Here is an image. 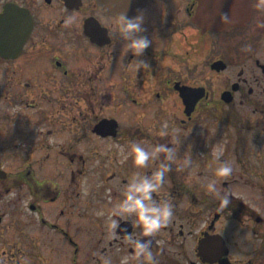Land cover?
<instances>
[{
  "label": "flooded vegetation",
  "instance_id": "obj_1",
  "mask_svg": "<svg viewBox=\"0 0 264 264\" xmlns=\"http://www.w3.org/2000/svg\"><path fill=\"white\" fill-rule=\"evenodd\" d=\"M200 4L0 0V237L23 246L30 264H102L104 255L120 264L125 254L136 264L128 233L153 241L157 264H207L198 248L216 235L243 264L235 239L247 229L264 237V0H204V29L194 22ZM138 9L153 41L140 57L147 70H136L118 29L120 14ZM132 139L178 150L154 194L174 215L152 237L135 216H113L137 170L116 145ZM218 142L233 166L217 178L227 208L206 188Z\"/></svg>",
  "mask_w": 264,
  "mask_h": 264
},
{
  "label": "clouds",
  "instance_id": "obj_2",
  "mask_svg": "<svg viewBox=\"0 0 264 264\" xmlns=\"http://www.w3.org/2000/svg\"><path fill=\"white\" fill-rule=\"evenodd\" d=\"M131 0H129V3ZM146 14L144 9H138L135 15L129 16L127 11L119 16L118 29L122 39L126 41V46L135 55L137 69H150L151 65L146 59H141L145 49L152 44V39L145 34ZM162 135L168 134V126L165 123ZM122 158L127 160L132 157L137 166L125 186L123 198L115 206L113 216L128 218L135 216L136 224L141 227L144 237H152L169 224L174 215V205L169 198H158V193L165 183L167 172L171 169L172 161L177 160L178 150L169 143L148 144L132 139L125 144H117ZM211 152L215 157L217 167L215 176L207 178L206 188L210 193H215L221 200L224 208H227L231 198L226 193H221L218 186V177H227L233 171L232 164L222 159L225 152L223 143H215L211 146ZM161 154H164L161 158ZM161 159L158 168L149 172L142 171L151 162ZM192 163L191 154L185 158L182 166ZM103 215V211L98 212ZM110 224L113 230L119 225V220L110 217ZM128 241L132 244L136 259V264H157L156 256L152 249L151 239L137 238L133 233H128ZM163 245L164 241H158ZM132 257L128 254L122 255L120 264H129ZM102 264H113V258L108 255L102 257Z\"/></svg>",
  "mask_w": 264,
  "mask_h": 264
},
{
  "label": "rangeland",
  "instance_id": "obj_3",
  "mask_svg": "<svg viewBox=\"0 0 264 264\" xmlns=\"http://www.w3.org/2000/svg\"><path fill=\"white\" fill-rule=\"evenodd\" d=\"M207 125L208 130L213 131L214 126ZM212 133V132H211ZM210 133V135H211ZM256 183L261 184L262 179H257ZM244 198V197H243ZM255 198V197H254ZM253 198H250V200ZM247 201V199H244ZM254 204V203H253ZM258 208L261 206L259 203H257ZM222 228V227H221ZM259 230V229H258ZM261 231L264 232V226H262ZM237 241V245H234V255L233 260L239 261L243 264H264V237L261 236H255L252 234L251 229L244 230L240 237L235 239ZM6 241H13L11 242L13 244L10 245H4ZM234 242V241H231ZM11 249L10 251H7L8 254L13 255L12 259H9L10 256H4V252L2 249ZM19 248L22 249V251L26 252V249L23 246L18 245V243L15 245V240H6V237H0V264H30L33 261H35V257L33 256H25L24 253H21ZM240 250V251H239ZM83 260H85V256L82 257ZM90 259H86L85 262H82V264H90ZM23 260V261H22ZM250 261V262H249ZM20 262V263H19ZM181 264V263H177Z\"/></svg>",
  "mask_w": 264,
  "mask_h": 264
},
{
  "label": "water",
  "instance_id": "obj_4",
  "mask_svg": "<svg viewBox=\"0 0 264 264\" xmlns=\"http://www.w3.org/2000/svg\"><path fill=\"white\" fill-rule=\"evenodd\" d=\"M102 3H107L108 0H99ZM142 2L143 0H138ZM201 4L198 9V13L195 16V22L201 27L204 28V0H200ZM212 238L205 239L202 241L198 248V255L202 257L204 263L213 264L218 262L219 264H230L228 258H225L228 254L227 247L225 242L220 236H210ZM220 239V241H219Z\"/></svg>",
  "mask_w": 264,
  "mask_h": 264
}]
</instances>
